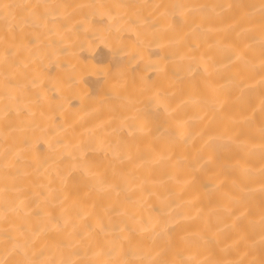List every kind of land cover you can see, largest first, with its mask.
<instances>
[{
  "label": "bare ground",
  "instance_id": "6f19581e",
  "mask_svg": "<svg viewBox=\"0 0 264 264\" xmlns=\"http://www.w3.org/2000/svg\"><path fill=\"white\" fill-rule=\"evenodd\" d=\"M0 264H264V0H0Z\"/></svg>",
  "mask_w": 264,
  "mask_h": 264
}]
</instances>
